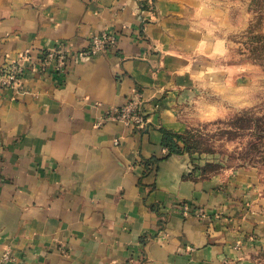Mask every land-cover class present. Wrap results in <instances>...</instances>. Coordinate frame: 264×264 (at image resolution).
I'll list each match as a JSON object with an SVG mask.
<instances>
[{"label": "crops", "instance_id": "crops-1", "mask_svg": "<svg viewBox=\"0 0 264 264\" xmlns=\"http://www.w3.org/2000/svg\"><path fill=\"white\" fill-rule=\"evenodd\" d=\"M201 5L0 0V68L61 44L83 50L105 31L117 39L0 95V264H264L256 175L212 173L164 145L165 132L186 133L183 108L211 80ZM136 92L147 119L138 130L108 117Z\"/></svg>", "mask_w": 264, "mask_h": 264}, {"label": "rangeland", "instance_id": "rangeland-1", "mask_svg": "<svg viewBox=\"0 0 264 264\" xmlns=\"http://www.w3.org/2000/svg\"><path fill=\"white\" fill-rule=\"evenodd\" d=\"M211 80L183 108L187 149L207 171L247 169L264 195V0H205Z\"/></svg>", "mask_w": 264, "mask_h": 264}, {"label": "built area", "instance_id": "built-area-1", "mask_svg": "<svg viewBox=\"0 0 264 264\" xmlns=\"http://www.w3.org/2000/svg\"><path fill=\"white\" fill-rule=\"evenodd\" d=\"M116 36L113 33L102 32L92 35L87 48L80 51H72L59 45L53 50L42 53L35 58L32 55H21L16 61L0 68V95L11 89H21L23 80L28 73L63 74L68 71L70 58H84L97 55L98 53L114 49ZM143 94L136 92L129 101L111 111L108 117L123 122L126 126L134 129H143L147 124L145 110L143 108ZM186 214H191L197 219H206L209 215L203 208H192L188 204L181 206Z\"/></svg>", "mask_w": 264, "mask_h": 264}, {"label": "trees", "instance_id": "trees-1", "mask_svg": "<svg viewBox=\"0 0 264 264\" xmlns=\"http://www.w3.org/2000/svg\"><path fill=\"white\" fill-rule=\"evenodd\" d=\"M179 141L183 143L184 145L183 148L178 145ZM164 145L165 147L168 148L170 153H181L182 151L189 153V150L187 149L186 139H185L184 134L175 135V134H170L168 132H165Z\"/></svg>", "mask_w": 264, "mask_h": 264}]
</instances>
